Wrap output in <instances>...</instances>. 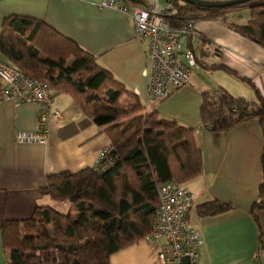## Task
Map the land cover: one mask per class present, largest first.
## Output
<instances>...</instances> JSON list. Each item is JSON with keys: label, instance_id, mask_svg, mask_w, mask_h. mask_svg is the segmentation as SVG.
I'll use <instances>...</instances> for the list:
<instances>
[{"label": "crops", "instance_id": "1", "mask_svg": "<svg viewBox=\"0 0 264 264\" xmlns=\"http://www.w3.org/2000/svg\"><path fill=\"white\" fill-rule=\"evenodd\" d=\"M100 0H0L2 18L17 15L43 21L94 56L96 63L135 94L159 118L193 129L200 150L201 172L181 182L192 194L187 218L202 235L198 264H264V206L251 212L261 182L262 133L255 119L227 131L206 129L199 116L201 93L220 86L235 97L254 100L252 89L235 75L205 70L220 63L248 78L264 100V49L226 25L237 22L238 8L221 16L193 21L195 34L187 46L199 60L188 83L171 89L164 99L146 97V47L133 35L132 21L122 12L99 7ZM236 17L229 21L228 17ZM248 18V17H247ZM247 20V19H246ZM3 57L0 55V60ZM50 109L60 113L47 121L46 140L17 143L14 133L36 132L40 106L0 97V228L6 220L26 219L36 205L65 212L69 202L53 201L40 188L46 176L92 167L99 151L110 149L100 127L87 119L63 93L51 96ZM217 200L231 209L213 216H197L195 207ZM162 243V242H161ZM160 242L141 238L108 257V264H158ZM0 264H7L0 233Z\"/></svg>", "mask_w": 264, "mask_h": 264}, {"label": "trees", "instance_id": "2", "mask_svg": "<svg viewBox=\"0 0 264 264\" xmlns=\"http://www.w3.org/2000/svg\"><path fill=\"white\" fill-rule=\"evenodd\" d=\"M130 1L140 4L146 0ZM238 7L247 8V20L242 24L226 21V25L264 49V0L224 8L172 0L166 20L175 26L186 19H225L227 11ZM0 55L55 92L70 96L82 114L101 128L108 148L114 150L113 156L106 154L104 161L111 165L103 171L86 167L45 177L41 194L69 202L68 209L61 212L36 205L30 217L4 221L0 233L7 264H108L112 253L150 232L157 184L181 183L200 174L201 156L193 129L146 109L93 55L39 19L2 18ZM202 68L235 75L254 93L250 101L214 86L201 93L199 108L202 125L212 132L227 131L251 119L258 121L263 142L261 182L251 205L253 215L264 206V100L248 78L224 65L211 63ZM230 209L228 204L211 200L197 205L195 214L213 216Z\"/></svg>", "mask_w": 264, "mask_h": 264}, {"label": "built area", "instance_id": "3", "mask_svg": "<svg viewBox=\"0 0 264 264\" xmlns=\"http://www.w3.org/2000/svg\"><path fill=\"white\" fill-rule=\"evenodd\" d=\"M99 7L113 8L125 14L133 25V35L146 47L145 90L147 98L164 99L171 89L188 83L191 71L199 69L192 49L186 45L195 34L192 19L171 26L166 18L172 10V0L160 4L157 0L135 3L130 0H100ZM55 90L45 82L22 72L9 60L0 61V97L15 103H34L40 106L36 132L14 133L17 143L46 140L47 121L58 119L60 113L50 109ZM107 152H98L92 168L103 171L111 165L104 161ZM157 206L150 232L144 237L162 242L156 254L158 264H198L197 248L202 235L192 227L187 212L192 194L173 180L155 187Z\"/></svg>", "mask_w": 264, "mask_h": 264}, {"label": "water", "instance_id": "4", "mask_svg": "<svg viewBox=\"0 0 264 264\" xmlns=\"http://www.w3.org/2000/svg\"><path fill=\"white\" fill-rule=\"evenodd\" d=\"M176 1H180L186 4H191V5H195L198 7H204V8H208V7H215V8H224V7H230V6H234V5H239V4H243L249 0H176ZM108 156H113L114 155V150L110 149L107 152ZM182 261L184 264H186V257L182 258Z\"/></svg>", "mask_w": 264, "mask_h": 264}, {"label": "rangeland", "instance_id": "5", "mask_svg": "<svg viewBox=\"0 0 264 264\" xmlns=\"http://www.w3.org/2000/svg\"><path fill=\"white\" fill-rule=\"evenodd\" d=\"M157 1H158V3L162 4L166 0H157ZM238 9H239V11H237V14L236 15H238L237 16V19L239 17V20H236V17L234 18V17L229 16L228 17L229 21H235L236 20L237 22H241V21H244L243 20L244 17H245V21H246V19L248 17V10H247V8L246 7H238Z\"/></svg>", "mask_w": 264, "mask_h": 264}]
</instances>
